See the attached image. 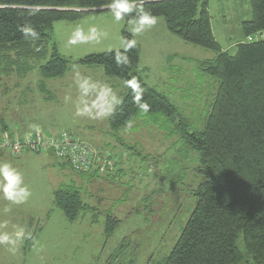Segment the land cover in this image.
I'll list each match as a JSON object with an SVG mask.
<instances>
[{"label": "rangeland", "instance_id": "rangeland-1", "mask_svg": "<svg viewBox=\"0 0 264 264\" xmlns=\"http://www.w3.org/2000/svg\"><path fill=\"white\" fill-rule=\"evenodd\" d=\"M209 13L224 51L233 53L238 43L249 42L242 23L252 19L250 0H209ZM85 20L54 25V39L70 64L64 77L45 81L51 99L40 92L39 68L26 78L0 82V136L2 125L13 132L24 127L53 137L67 134L114 159L109 171L90 183L50 154L13 158L0 151V165H10L19 177L9 200L2 191L6 178L0 174V264H108L124 241L125 254L112 264L132 259L157 264L170 254L195 210L193 193L205 178L186 135L206 127L219 84L200 64L217 54L172 35L163 19L128 23L101 14ZM123 29L140 46L139 71L148 69L144 81L169 99L182 122L142 114L119 133L111 131L108 118L127 86L107 77L101 67L91 69L79 60L122 49ZM118 171L122 173L115 183L106 180ZM61 187L77 189L86 204L98 208L97 223L92 222L97 212L68 222L53 201ZM107 214L121 220L109 240L104 234ZM238 246L246 254L242 238Z\"/></svg>", "mask_w": 264, "mask_h": 264}, {"label": "trees", "instance_id": "trees-1", "mask_svg": "<svg viewBox=\"0 0 264 264\" xmlns=\"http://www.w3.org/2000/svg\"><path fill=\"white\" fill-rule=\"evenodd\" d=\"M250 1L252 19L242 23L249 42L238 43L231 53L214 36L209 0H0V82L26 78L39 68V89L47 99L52 96L45 81L64 77L70 64L54 39V25L59 22L77 23L112 14L129 23L150 20L143 15L147 12L163 19L168 31L180 40L217 54L214 60L200 64L202 72L219 84L206 127L186 135L188 145L199 154L205 180L193 193L196 207L181 236L157 264H264V0ZM121 37L122 49L79 60L89 68L101 67L107 77L127 86L108 118L111 131L119 133L142 114H163L182 122L169 99L142 78L140 46L134 35L123 29ZM10 130L2 125L0 142L4 136L18 140L36 131L22 127L23 132L15 129L17 135ZM98 157L107 162L108 172L113 154L98 152ZM59 163L90 183L102 177L99 168L75 172L70 163ZM120 173L108 174L106 180L115 183ZM53 201L70 223L91 212H97L92 222L99 220L98 208L86 204L75 188H59ZM120 224L112 214L106 215L107 240ZM240 238L246 254L238 246ZM127 246L124 241L114 256L120 258Z\"/></svg>", "mask_w": 264, "mask_h": 264}, {"label": "built area", "instance_id": "built-area-1", "mask_svg": "<svg viewBox=\"0 0 264 264\" xmlns=\"http://www.w3.org/2000/svg\"><path fill=\"white\" fill-rule=\"evenodd\" d=\"M0 149L6 150L15 158L20 157L24 152L33 154L51 152L59 162L70 163L75 172H88L99 168V172L103 175L108 169L107 162L98 157L97 151L67 134L53 137L37 130L18 140L4 136L0 142Z\"/></svg>", "mask_w": 264, "mask_h": 264}, {"label": "clouds", "instance_id": "clouds-1", "mask_svg": "<svg viewBox=\"0 0 264 264\" xmlns=\"http://www.w3.org/2000/svg\"><path fill=\"white\" fill-rule=\"evenodd\" d=\"M145 16H149L150 23H155V18L150 16V13H143ZM33 35H36L33 33ZM15 170L10 167V165L4 164L0 165V174L3 175L4 178H6V184L4 185L2 191L5 195V198L11 200L13 199L12 193L15 192L14 185L19 182V177L17 175H13V172Z\"/></svg>", "mask_w": 264, "mask_h": 264}, {"label": "crops", "instance_id": "crops-1", "mask_svg": "<svg viewBox=\"0 0 264 264\" xmlns=\"http://www.w3.org/2000/svg\"><path fill=\"white\" fill-rule=\"evenodd\" d=\"M99 15H101V14H99ZM86 19H87V18H86ZM98 19H100V18H98ZM92 20H94V19H92ZM83 22H86V20L84 19V20H82V21H80V22H77V23H75V24H82ZM85 25H86V24H85ZM58 48H59V46H58ZM91 69L99 70V69H101V68H100V67H95V68L92 67ZM147 70H148V69H143V70H141V72L143 71V72L145 73V72H147ZM144 73H143V74H144ZM142 78H143V77H142Z\"/></svg>", "mask_w": 264, "mask_h": 264}]
</instances>
